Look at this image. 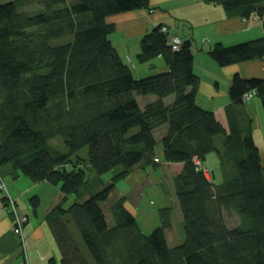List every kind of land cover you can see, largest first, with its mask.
<instances>
[{
  "label": "trees",
  "instance_id": "obj_1",
  "mask_svg": "<svg viewBox=\"0 0 264 264\" xmlns=\"http://www.w3.org/2000/svg\"><path fill=\"white\" fill-rule=\"evenodd\" d=\"M205 1L229 16L256 14L264 29V0ZM150 2L0 0V168L58 185L45 218L61 259L49 264H264V165L244 96L255 91L264 106V78L233 74L226 129L197 103L194 40L183 37L176 48L163 24L142 35L135 58L164 56L169 68L136 77L110 37L117 29L110 17ZM209 54L222 66L264 59V35L218 41ZM143 94L157 98L142 108L136 95ZM166 125L162 157L184 163L174 177L185 229L179 244L167 239L165 220L145 233L125 196L111 204L113 224L101 205L136 165L163 163L155 130ZM59 137L68 151L51 143ZM84 146L89 157L73 155ZM212 152L226 172L222 183L204 170ZM109 171L111 181L102 177ZM72 192L88 197L66 207ZM30 202L41 203L38 195ZM235 209L240 221L231 227L226 216Z\"/></svg>",
  "mask_w": 264,
  "mask_h": 264
},
{
  "label": "crops",
  "instance_id": "obj_2",
  "mask_svg": "<svg viewBox=\"0 0 264 264\" xmlns=\"http://www.w3.org/2000/svg\"><path fill=\"white\" fill-rule=\"evenodd\" d=\"M150 3H152V13H149L150 8H139L131 9L128 12L126 11V13L121 12L111 15V21L115 22L118 29H122L118 32L116 30L110 35L115 47L120 49L122 57L133 68L136 77L167 70L169 67L164 56H158L151 61L140 63L135 58V55L141 48L140 41L143 34L160 25L161 22L182 21L183 29L177 31V33L184 38L190 37L194 40V66L200 76L198 92L196 93L197 103L203 108L213 110L216 118L221 121L226 129H229L228 108L231 103L229 90L233 74L239 72L245 78H264V59H249V61L222 66L213 59L211 54H209V50L218 41L231 44L264 35L262 20L252 18L256 14L250 17L229 16L222 4L209 3L204 0H151ZM124 17L126 18L121 23V19ZM185 32L187 35L184 34ZM136 98L143 108L148 102L154 101L157 96L155 94H143L136 95ZM164 99L167 103H172L174 95H168ZM245 106L249 117H253V137L260 149L264 165V106L262 98L256 94L251 100L246 102ZM166 129L167 125L157 128L155 130L156 137L161 138L166 133ZM159 130L163 132V135H158ZM163 149L164 147L160 148L161 154H157L161 159L164 154ZM210 158L214 162L213 168H215H212L214 175L210 176V179H214L217 183H222L226 179L223 164L215 152L210 153L205 162L209 163ZM171 164L177 169H182L184 166L181 161L171 162ZM10 169V165L7 164L0 168V174L3 176L4 181L7 182V190L0 189V264H21L27 258L30 264H49V259L53 255L60 259L59 246L50 230L49 223L45 219L47 203L44 204L45 208L41 207L43 203L41 201L43 198L41 187L45 185L42 182L46 181L34 182L29 176L22 173L15 177ZM139 169L129 172L125 177L129 184L124 185L126 187L125 191L122 188L120 189L122 191L121 194H124L127 198V207L133 211L141 225L139 214L142 213L140 215H143L141 207L144 199L143 195L144 193L147 194V191L143 192L140 187L137 188L144 178L143 170ZM145 169L153 173L156 171L151 169L149 165ZM109 173L113 174L114 171ZM120 181L122 182V180ZM154 185L156 184L154 183L152 186ZM131 187L133 188L130 189ZM173 188L174 186L171 187L173 194L170 201H173L172 205L177 206L181 211L178 197ZM132 190L133 192H131ZM130 193H135L139 197L136 203L129 197ZM166 193L169 192L163 191V188L157 193L162 196L163 201L161 204L165 203ZM8 194L13 198L15 205L10 203ZM31 195H38L40 198L41 203L37 208H34L33 205L30 206L29 202H27V198L31 197ZM169 205L163 204L161 206L169 207ZM30 208L34 212V216L31 214ZM19 214L28 217L22 228L26 249H24L23 244L21 245L23 241L21 235L17 234L15 230ZM32 216L34 220H32ZM183 218L184 216H182V222ZM167 239H169L168 235Z\"/></svg>",
  "mask_w": 264,
  "mask_h": 264
},
{
  "label": "rangeland",
  "instance_id": "obj_3",
  "mask_svg": "<svg viewBox=\"0 0 264 264\" xmlns=\"http://www.w3.org/2000/svg\"><path fill=\"white\" fill-rule=\"evenodd\" d=\"M209 3H212V2H209ZM29 6L30 7L32 6L33 8H29L28 6H24V7H22V9L27 10V11H32L34 9V5H29ZM128 11H130V10H128ZM152 12H153V9L150 8L149 13H152ZM123 13H126V12H123ZM125 18L126 17L121 19V23L125 20ZM252 18L258 20V16H255V17L253 16ZM161 24H163V26L164 25L168 26V32H170L172 34H177L180 37H182V39H183V36L181 34L177 33V31H179L180 29H183L182 21H176V20H173L172 22L166 21V22H161ZM157 26H159V25H157ZM116 30L118 32L122 29H118V27H117ZM184 34L187 35L186 32ZM256 94L257 93L255 91H253V93H250V95H248L249 98L246 99L247 102L249 100H251L252 97H254ZM145 98H147V97L145 96ZM158 135H163V132L161 130H159ZM51 143L57 147H60L64 151H68V148H67V146H65L62 137L51 140ZM156 143L157 144L155 147V153L161 154L160 150H159L160 148H163L161 138L158 137ZM88 152H89V147L84 146L81 148V150H79L77 153H75L73 155L74 156L75 155H80V156L82 155L84 157H89ZM212 156H214V155H212ZM211 158L209 160V163L206 164L207 166L206 165L205 166L207 167V170L210 173V176H213L214 175L213 172H210L212 170L213 164H214V162H212ZM73 159H74L75 163H78L79 159L77 157H74ZM162 161H163V163L161 165L157 166V168H155L152 165H149V166H151V169L156 170L154 173L148 172V170L145 169L147 165L143 166L140 164L136 165L135 168L131 169L129 172H131L135 169H138V168H140L139 170H143L144 178L141 180L142 182L139 183L140 185L137 187V188L140 187V189H142L143 192L147 191V194L144 193V195H143L144 199H143V203H142V207H141L143 215H140L142 213L139 214V218L141 221V229L145 233L149 234L151 231H153V229L155 227L159 226V224H162L163 221L165 220L168 223V226L166 227L167 228L166 234L168 235L169 239H171L170 243L179 244V243H182V241L185 239L184 238L185 237V229L183 227L181 211L179 210V208L177 206L175 207L172 205L173 201L171 202L170 199L172 198L171 195L173 194L171 187L174 186L173 189L175 191L174 177L176 175H178V172L181 169H179V168L177 169L173 164H171L170 161H167V162L164 161L163 157H162ZM200 162H201V159H200ZM85 164H87L86 159L82 158L81 162L79 161L78 165H80L81 167L82 166L86 167ZM213 169H215V168H213ZM109 172L104 173L102 177H105L106 180L111 181L113 179L114 173L111 174ZM129 172H127L125 175H123L124 177H122V179H120V180H122L123 183L120 180L117 181V184L115 186L116 188L113 191L114 193L112 194V196H110V199L106 200L105 202H101L103 209L106 211L107 220H109L111 224L114 223L112 211L110 209L111 204L115 201L116 198H118L120 196H125L124 194L123 195L121 194L122 191L120 188H122L125 191L126 187H124V185L129 184L128 181L125 179V177L129 174ZM86 174L89 177L92 174V172L90 170H87ZM3 181H4V179H3ZM44 181H46V182H42V184H45V185H43L41 187V191H43V196H42L43 198L41 199V201H43L42 206H41L42 208L49 206V204L51 203L50 199H51L52 195L54 194V192L56 191V188L58 187V185L52 183L51 181L50 182L47 180H44ZM154 183L156 185L152 186ZM4 184H5L6 190H7V182L5 181ZM47 188H49V189H47ZM132 188L133 187H131L130 189H132ZM162 188H163V191L166 190V192H169V193H166V195H165L166 199L164 200L165 203H163V204H166V205L170 204L172 206H170V205H169V207L161 206V205H163V204H161V202L163 201L162 196H161V194H157V193ZM134 190H136V189H134ZM131 192H133V190ZM32 196L33 195H31V197ZM87 197H88V195H84L83 198H81V197H79V195L76 192H72V194L69 195L67 202L65 203V206L69 207L76 201L82 202ZM129 197L132 199V201L134 203H136L138 198H139L137 196V194L135 195V193H130ZM135 197H136V199H135ZM27 202H29L30 206L32 205V203L30 202V196H29V198H27ZM44 204H46L45 207H44ZM31 208H30V212L34 216V212H32ZM33 216H32V220H34ZM226 219H227V224L231 227H234V225H237L239 223L240 215L238 214V212L235 209L233 211V213L231 212L230 214H227ZM22 244L23 243H21V245ZM23 247L25 249L24 244H23ZM24 262H22L21 264H24Z\"/></svg>",
  "mask_w": 264,
  "mask_h": 264
},
{
  "label": "built area",
  "instance_id": "obj_4",
  "mask_svg": "<svg viewBox=\"0 0 264 264\" xmlns=\"http://www.w3.org/2000/svg\"><path fill=\"white\" fill-rule=\"evenodd\" d=\"M162 27H163V30H164L165 32H168V26H167V25H164V26H162ZM169 40H170L171 45H174L176 48H180V47H181V44H182V42H183L182 37H180V36L177 35V34H172V33H170V32H169ZM250 93H253V92H250ZM250 93H249V94L246 93V94L244 95V96H245V99H248V98H249L248 95H250ZM157 159H159V158L157 157ZM197 162H198V164L200 163V165H202V162H200V159L197 160ZM200 165H199V166H200ZM204 170H205V172H206L207 174L209 173L208 170H207V167H204ZM4 182H5V181H3V176L0 174V189H6V186H5ZM8 199H9L10 203H12V205H15V202H14V200H13V198L11 197L10 194H8ZM27 220H28V217H27L26 215H20V214H19V216H18V218H17V220H16V224H17V226L15 227V230H16L17 234L21 235V238H22V240H23L22 243H23L24 245H25V236H24V234H23V230H22V228H23V226H24L23 223L26 222ZM25 249H26V245H25ZM24 264H30L28 258L26 259V261L24 262Z\"/></svg>",
  "mask_w": 264,
  "mask_h": 264
}]
</instances>
